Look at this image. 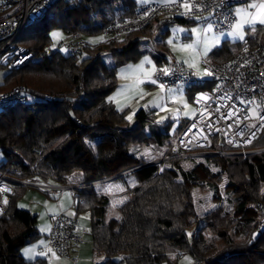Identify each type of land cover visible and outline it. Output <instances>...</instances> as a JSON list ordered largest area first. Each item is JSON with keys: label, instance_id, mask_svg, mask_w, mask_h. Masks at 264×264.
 Instances as JSON below:
<instances>
[{"label": "trees", "instance_id": "1", "mask_svg": "<svg viewBox=\"0 0 264 264\" xmlns=\"http://www.w3.org/2000/svg\"><path fill=\"white\" fill-rule=\"evenodd\" d=\"M63 2H75L78 8L87 12L97 9L106 21L96 22L89 28L88 25H61L67 30L68 37L78 34L85 41L86 44L77 51L64 53L58 47L49 46L51 24L48 22H44L39 31L24 33L19 39V43L28 46L38 57L40 55V60L29 62L23 73L8 71L0 83L1 90L20 83L31 98L9 106L0 116V150L7 158L1 161L0 168L6 171L16 186L15 194L9 196L7 211L0 216V264H48L46 257L27 259L20 251L23 244L40 234L37 214L16 206L18 197L27 186L21 180L38 177L49 183L67 185L70 181L66 174L76 170L84 173L79 181L72 182L76 189L73 206L76 215L85 211L92 215L93 251L103 257L96 264H163L171 262V252H178L179 256L187 254L193 258L192 261L217 264L248 254L258 244L259 238L252 240L251 235L244 243L228 240L219 251L208 257L199 249L193 229L197 212L191 193L197 176L179 165L180 157L175 154L181 153L182 149L173 151L168 147L162 160L139 161L134 165L137 182L133 187L126 188L129 197L118 206L120 218L116 224L106 219L110 196L98 192L94 184L103 178L114 180L122 176L120 172H111V162L130 156L127 135L143 143L163 144L169 138V124L164 127L153 125L156 123L153 109L140 108L136 121L131 124L126 117L129 109L118 110L108 96L117 84L118 66L137 57L144 37L142 32L147 30L150 36L164 23H190L195 20L194 17L163 12L146 28L107 33L105 28L115 19L130 18L140 6L149 2L60 0L51 9ZM256 31L255 36L249 37L253 44L264 45L258 41L264 35V25H257ZM102 34L106 38L94 40ZM242 41L225 40L214 48L211 54L214 63L231 59L240 49ZM106 51L119 53L112 66H107L102 59ZM154 56L158 64L170 59L160 52L154 53ZM66 67L76 70L72 81L62 76ZM212 86L213 79L186 89L194 98L195 91ZM187 121L180 122L177 133ZM104 122L110 124L108 132L95 129ZM84 134L98 139L96 154H89ZM105 140H110L111 146H104ZM171 143L168 140L169 146ZM253 148L255 150L243 153L215 138L204 155L209 158L218 153L227 164L226 169L233 179L230 183L235 186L247 184L245 192L238 198V210L244 212L247 202L253 201L262 210L264 223V197L259 193L264 182V127ZM168 155L170 157L165 158ZM166 163H172L174 167H166ZM191 217L194 219L191 220ZM218 233L224 235L226 232L219 229Z\"/></svg>", "mask_w": 264, "mask_h": 264}, {"label": "rangeland", "instance_id": "2", "mask_svg": "<svg viewBox=\"0 0 264 264\" xmlns=\"http://www.w3.org/2000/svg\"><path fill=\"white\" fill-rule=\"evenodd\" d=\"M149 1L152 0H137L139 4ZM158 1L172 3L176 2L177 0ZM255 1L256 0H246L244 2L237 3L236 8L243 7L248 2L255 3ZM102 14L103 13H101L99 10L97 11V9H89L88 12L83 11L82 9L78 8L75 2H71L68 4L63 2L59 6L55 7V9H51L47 13L46 17L41 21H37L36 23L28 25L25 33L27 34V32L31 33L33 31L37 32L42 29L44 22H48L51 24V28L48 31V37L50 39L48 41V45L58 47L62 52L67 53L68 49L65 45V42L68 39V32L61 25H88L87 28H89L94 26L93 24L96 22L103 23V21H106L103 20L104 17H102ZM194 19H196L197 21L194 20L190 23H168V33L160 32L156 34L154 32L149 36V31L146 30L142 32L144 34V37L141 41V44L139 45V52L137 54V57L128 60L124 64L118 66L117 85L109 93L108 98L110 99L111 97H114L118 93V91L122 89L123 85H125L126 82H131L132 85L135 84V77H131L128 75L121 76V69L126 68L128 65H132L133 67H135L144 59V57H148L150 60H152L153 64H155V66L157 67L158 62L156 57L154 56V53L157 52L164 53L167 57L175 58L178 61L184 63L188 67V69L192 70L195 73L196 77L201 81L212 80L213 75L206 74V72L211 73L208 69L207 62H214L212 61L213 58L211 55V51H208L205 54V47L208 41L215 40L216 37L220 38L221 43L224 39H226L227 30L215 31L213 29V32L204 33L202 31L203 25L199 21L200 16L196 15L194 16ZM177 29H198L201 31L200 43L196 45L195 51L190 49H182V45L186 43H195V34H191V39H185V33L183 31L175 32L174 30ZM54 33L59 34L57 39H52V35ZM252 33L253 31H251V34ZM154 34L156 35L154 36ZM84 37L89 38L88 35H84ZM101 37L106 38L105 35L102 34L97 35L94 40H101ZM161 39L166 41L172 39L173 44L167 43L169 48L167 46H162L157 42V40ZM200 44H202V49H200ZM118 58L119 53L116 51L115 54L114 52L106 51L102 55V59L107 66H112L114 64L113 59L115 60ZM39 60L40 55L37 60H35V62H38ZM192 63H195L196 66L190 67L189 65ZM27 64L21 70H19V72H25L27 69ZM151 67L152 65H145L146 69H151ZM64 70L65 71L62 76L67 80L72 81L73 75L75 74L76 70L69 67L64 68ZM7 72L8 69L6 68L0 69V83L3 82L5 74ZM137 88L139 89V91L141 90V93H139L136 98L131 99L129 103L130 109L126 113V117L132 115V120L129 122L133 124L136 121V113L141 107L146 109H153V116L156 122L153 125L156 127H164L165 123L169 124L170 136L168 139H165L163 141V144H158L143 143L141 140L134 141L127 135L126 137L128 140V147L131 153L127 161H130V164L133 165H129L130 167H134V165L139 161H154L156 159L162 160V156H164L166 149L169 147L168 140L173 142L177 135V127L180 125V122L182 120H189L193 118L198 112L195 99L190 94V91H187L188 89H185L183 87L171 86L165 88L162 91L159 87V84L150 85L143 83L139 84ZM199 95V92H195V97ZM1 115H3V113H1L0 116ZM109 125V123L104 122L103 124H98L95 129H99L103 132H108V130L110 129ZM145 133L147 134L148 132L145 131ZM83 137L85 145L90 151L89 154H96V144L98 142V139L90 138L88 134H84ZM103 144L104 146L109 147L111 146V141L105 140ZM146 149L151 150V155L155 157L154 159H147L142 156ZM177 155L180 157L179 165L186 170L193 171L197 176V182H195L191 186L194 207L197 212L195 218L196 225L195 227H193V229L197 237L196 239L198 240L199 249H201L205 257L215 254L224 245H226L228 240L236 243H244L248 241L253 233L251 232L252 229L256 226L260 227L261 225H264V223L262 222V210L259 209L258 206H256L255 202H247L244 212L238 210V198L245 192L247 184L241 183L238 186H235L230 183L233 179L230 178V174L226 169L227 164L224 163L222 156H220L218 153L215 156L209 158L202 153L189 156H184L183 153H176L175 156ZM2 160L6 161L7 158L0 150V163ZM165 166L174 167L172 163H166ZM76 173L79 174L77 175ZM83 173L84 172L82 170H76L71 173H67L66 175L70 179L73 176L74 178H72L71 180H78L80 177H83ZM131 173L132 174L128 176L132 177V179H130L128 184H132L130 186L133 187L137 182V175L134 171H132ZM108 181L111 182V179L103 180L102 184L107 183ZM115 181H120V179H117ZM51 183L58 184L55 182ZM100 184L101 182H97V184H95L98 192H103L109 195L106 191L109 189L108 185L111 183L107 185L103 184L102 186H100ZM259 193L264 197V182H262L260 186ZM128 197L129 194H127L126 199ZM73 200L74 197L71 188H64L62 193L52 196L38 186H25L23 193L20 195V197H18L16 201V206L18 208L28 209L33 214H37V230L40 233L36 237L32 238V240H30L29 242L22 245L20 251L27 259L34 260L35 258L41 256L47 258L48 264H77V262H74L70 257L64 256L56 250L50 248L48 244V236L45 237V234L48 235L51 232L52 215L59 213V209L66 210L67 212L71 213L70 215H76V211L73 206ZM108 211L109 216L108 219L106 218L108 222H110L109 218L111 219V215L117 214V216H120L118 207L111 204V194ZM76 216L78 219V228L80 230L86 229V233L83 234L86 238L84 242V248L79 250V264H96L93 256L91 234L92 215L89 211H85L79 213ZM250 218L252 219V221H249ZM192 219H194V217H191V220ZM219 229H222L226 233L224 235H220L218 233ZM257 238H259L258 244L248 254L236 256L234 260L225 259L218 262L217 264H233L235 262V264H264V230L260 232ZM28 248L33 249L30 256L25 252V250ZM53 252L56 254L55 256L52 255ZM41 253H45L46 255H41ZM242 256L244 260L242 259ZM170 259L171 262L166 261L163 264H189L193 260V258L187 254L179 256L178 252H171ZM119 264L126 263L121 262Z\"/></svg>", "mask_w": 264, "mask_h": 264}, {"label": "built area", "instance_id": "3", "mask_svg": "<svg viewBox=\"0 0 264 264\" xmlns=\"http://www.w3.org/2000/svg\"><path fill=\"white\" fill-rule=\"evenodd\" d=\"M60 0H0V69L8 71L21 70L38 56L28 46L19 43L28 25L43 18L51 7ZM242 0H187L193 5L191 12L186 13L182 6L185 0L166 3L152 1L138 8L136 13L125 20L115 19L105 32L126 33L135 29H143L160 13L176 14L182 17L200 16V23L206 26L210 18L216 21L215 31H223L234 23V6ZM225 16L223 23H219ZM85 41L78 35L68 37L65 45L68 51H77L85 45ZM207 66L213 75V86L205 87L195 97L197 114L189 119L177 133L169 146L173 151L182 149L184 156L205 154L213 144L215 138L224 141L240 152L248 153L255 150V144L264 127V45L253 44L249 36L242 41L238 52L231 58L219 63H209ZM168 68L171 75L164 76L160 69ZM155 77L165 88L171 86L188 88L201 84L195 73L175 58L158 64ZM22 84H16L9 89H0V114L9 106L31 99ZM201 95L207 99H198ZM51 98V97H49ZM32 101L35 100L32 98ZM221 154L224 152H220ZM170 157L165 156V158ZM130 167L121 171L125 175L135 171ZM103 178L95 181L103 182ZM26 185H35L50 194L61 192L64 188L76 189L73 183L67 185L52 184L38 177L21 180ZM16 186L5 170L0 168V216L5 213L9 205V196L15 194ZM86 229L80 230L77 218L65 212L52 215L51 232L48 234L50 247L74 262L77 255L72 254V248L84 240ZM190 264H204L202 260H194Z\"/></svg>", "mask_w": 264, "mask_h": 264}, {"label": "snow or ice", "instance_id": "4", "mask_svg": "<svg viewBox=\"0 0 264 264\" xmlns=\"http://www.w3.org/2000/svg\"><path fill=\"white\" fill-rule=\"evenodd\" d=\"M185 9H186V13L187 12H191L193 5L188 3L187 0H185V2L182 5ZM234 16L237 17L238 19H236L235 23H232V21H228L229 25L231 26V31L228 32V35L236 38V39H240L243 40L244 39V28L247 25L249 28H253L255 24L259 23L261 25H264V2H261L259 4L254 3V2H248L246 7H237L234 10ZM208 22L206 24V26L203 28V32L204 33H210L213 32L214 29V24L216 23V21H212L210 18H205ZM228 17L225 16L222 20L219 21V23H223L224 20H227ZM175 32H181L183 31L185 33L184 38L185 39H191V34H195L196 36V41L195 43H186L184 45H182V49H190L195 51L196 45L200 43V35H201V31L198 29H191V30H174ZM223 34V33H221ZM59 36L58 33H54L52 35V39H57ZM101 40H103V37L100 38ZM167 43L169 44H173V40L169 39L167 41ZM215 43L217 45H219L220 40L219 37L215 38ZM209 51V49L207 47H205V54ZM195 59V57H194ZM152 65L151 69H146L145 65ZM190 67H195V63H192L189 65ZM156 72V66L155 64H153L152 60H150L148 57H144V59L135 67H133L132 65H128L126 68L121 69V76H131V77H135V84L132 86H125L127 87H137L139 84L144 83L145 81L150 82L153 85H156L158 82V77L157 78H153L154 74ZM160 72L164 75V76H169L171 75L170 71L168 68H162L160 69ZM208 75H211V73H207ZM141 77H143V79H141ZM159 87L160 89L163 91L165 89V84L163 82L159 83ZM208 97L201 95L200 97H198V99H207ZM111 99V98H110ZM134 114V113H133ZM261 119H264V116L260 117ZM127 119L129 121L132 120V115H129L127 117ZM135 151V150H133ZM142 156L144 158L147 159H154L155 157H153L151 155V150L150 149H146L144 151V153L142 154ZM111 189V186H109V189ZM123 190V189H120ZM118 218V217H117ZM33 249L32 248H28L25 250L26 254L30 256V254L32 253ZM51 251V250H49ZM41 255H46L45 253H41ZM53 256H55L56 254L53 252L52 253ZM187 259V258H186Z\"/></svg>", "mask_w": 264, "mask_h": 264}, {"label": "crops", "instance_id": "5", "mask_svg": "<svg viewBox=\"0 0 264 264\" xmlns=\"http://www.w3.org/2000/svg\"><path fill=\"white\" fill-rule=\"evenodd\" d=\"M152 1H154V0H152ZM244 1H246V0H243L241 2H244ZM261 2H264V1L263 0H256L255 1V3H257V4H259ZM246 6H247V4L245 6H243V7H246ZM235 8H236V4L234 6V10H235ZM236 19H238V18L236 17ZM236 19H235V21H236ZM235 21H234V23H235ZM257 25H259V23L255 24L253 28H249L246 25L245 28H244V34H245L244 35V38L247 37V36H249V35L255 36L256 35V32H257L256 31ZM168 31H169L168 23H164V24H162L161 26H159L155 30V33L156 34H158L160 32L161 33H163V32L164 33H168ZM230 31H231V27L229 29H227L226 39H224L221 43H219V45H221L225 40H228V41H242L240 39H236V38H233V37L229 36L228 35V32H230ZM251 31H253L252 34H251ZM156 34H154V36ZM263 39H264V37H262V36L259 37V40H258L259 43L264 44ZM219 40H220V38H219ZM157 42H158V44H160L162 46H165V47L167 46L168 47L166 40H162L161 39V40H157ZM219 45H217L215 43V40H212V41H208L207 42L206 47L209 49V51H211V54H212V51L214 50V48H216ZM200 49H202V44H200ZM114 54H115V52H114ZM115 60L113 59V61H115ZM212 61L214 62L213 59H212ZM156 69H157V67H156ZM153 78H156L155 77V74H154V77ZM141 79H143V77H141ZM208 81H211V80H208ZM158 82H157V84H159ZM144 83L153 85V84H151L148 81H145ZM125 86H132V83L131 82H126L125 85H123L122 89L120 91H118V93L114 97H111V100H110L116 106V108L118 110H120V111H124L126 109H130L129 103H130L131 99L136 98L139 95V93H141V90L139 91V89L137 87H134V88L133 87H127L126 88ZM195 92H199L200 93L201 90L198 89ZM194 99H195V97H194ZM182 121H184V120H182ZM165 124H167V123H165ZM128 159H129V157H127V158H118L117 160L112 161L111 162V166H112L111 172L117 174V172L119 173L121 171H125L126 169H129L130 168L129 165H132V164H130V161H127ZM126 166H129V167H126ZM123 167H125V168H123ZM76 174L78 175L79 173H76ZM131 174L132 173H128V174L122 175L119 178H117V179H120V181H115L117 179H114V180H111V182L108 181L107 183H103V184H106V185L109 184V183H111V184L108 185V187L111 186V193H110V190H107V191L105 190V191L109 194V196L111 194V204H113L116 207H118L119 205H121L126 200V197H127L126 188L129 187L130 185H132V184H130V185L128 184V182L130 181V179H132V177H129L128 175H131ZM80 175H81V173H80ZM72 178H74V177L72 176ZM69 179L70 178L68 177V180ZM80 179H81V177L78 180L74 179V180H71V181L69 180V181H70V183H72V182H77ZM103 184L101 182L100 186H102ZM120 189H123V190H120ZM62 192H63V190L61 191V193ZM59 211L60 212H65V213L71 214V213L67 212L66 210H62V209H59ZM73 216H75V215H73ZM108 216H109V211L106 214V218L107 219H108ZM119 218H120V216H117V214L116 215H111V219L109 218V221L112 224H116V222L119 220ZM77 221H78V219H77ZM47 236L48 235L45 234V237H47ZM85 239L86 238H85V235H84V240L72 248V254L73 255H77V260H76L77 264H79V259H78L79 250H81V249L84 248ZM93 256H94L95 263L101 262L103 260V257L100 256V255H98V254H96L94 251H93Z\"/></svg>", "mask_w": 264, "mask_h": 264}, {"label": "water", "instance_id": "6", "mask_svg": "<svg viewBox=\"0 0 264 264\" xmlns=\"http://www.w3.org/2000/svg\"><path fill=\"white\" fill-rule=\"evenodd\" d=\"M264 230V225H261L258 229H256L252 234V240L257 239L260 232Z\"/></svg>", "mask_w": 264, "mask_h": 264}]
</instances>
